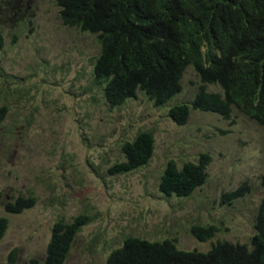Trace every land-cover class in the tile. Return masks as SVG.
Wrapping results in <instances>:
<instances>
[{
	"label": "rangeland",
	"instance_id": "374dc122",
	"mask_svg": "<svg viewBox=\"0 0 264 264\" xmlns=\"http://www.w3.org/2000/svg\"><path fill=\"white\" fill-rule=\"evenodd\" d=\"M0 219L9 220L0 264H46L56 222L80 214L92 221L78 234L64 264H105L129 236L178 240L184 251H210L218 241L250 244L264 197V127L234 108L230 120L192 111L185 126L169 117L172 106L192 102L201 84L192 67L183 92L157 107L139 92L111 109L94 83L98 37L64 25L56 0H0ZM209 92H222L210 85ZM142 131L155 137L144 168L126 175L109 169L124 162L122 145ZM210 157L208 179L189 198L160 192L170 160L179 166ZM247 184L232 204L226 193ZM37 199L22 214L6 211L18 197ZM219 227L199 242L192 225Z\"/></svg>",
	"mask_w": 264,
	"mask_h": 264
},
{
	"label": "trees",
	"instance_id": "16d2710c",
	"mask_svg": "<svg viewBox=\"0 0 264 264\" xmlns=\"http://www.w3.org/2000/svg\"><path fill=\"white\" fill-rule=\"evenodd\" d=\"M56 4L64 25L98 37L101 53L94 64V83L111 109L136 100L139 92L157 107L167 105L183 92L184 72L192 66L201 84L192 102L170 108L175 124L185 126L192 111L230 120L236 108L264 127V0H56ZM4 47L0 34V51ZM208 85H218L222 92H209ZM6 114L7 107L0 108V120ZM154 152V135L142 131L122 145L126 160L111 167L109 174L140 170ZM209 163L208 155L182 167L170 160L160 192L166 197H191L205 184ZM242 196L237 190L227 193L225 200L231 203ZM36 202L21 196L5 208L22 214ZM91 221L85 213L71 222H56L46 264H64L78 234ZM8 224L6 217L0 219V242ZM220 230L194 224L189 232L206 242ZM255 230L250 244L218 241L206 253L181 250L177 238L149 241L129 236L106 264H264V197Z\"/></svg>",
	"mask_w": 264,
	"mask_h": 264
},
{
	"label": "clouds",
	"instance_id": "9594fccd",
	"mask_svg": "<svg viewBox=\"0 0 264 264\" xmlns=\"http://www.w3.org/2000/svg\"><path fill=\"white\" fill-rule=\"evenodd\" d=\"M191 67H192V66H191ZM192 68H193V67H192ZM193 69H194V68H193ZM185 71H186V70H185ZM184 73H185V72H184ZM209 86H210V85H208V87H209ZM208 91H209V90H208ZM186 163H187V162H186ZM193 163H197V162H193ZM178 165H179V164H178ZM180 167H182V166H180ZM263 176H264V174L262 175V177H263ZM262 177H261V181H262ZM207 179H208V178H207ZM206 182H207V180H206ZM206 182H205V184H206ZM261 183H262V182H261ZM205 184H204V185H205ZM204 185H203V186H204ZM246 186H247V184L245 183L244 185H242V186L238 189V190H241V193L243 194L242 197L246 196V192H244ZM201 187H202V186H201ZM201 187H199V188H201ZM262 187H263V186H262ZM199 188H198V189H199ZM263 188H264V187H263ZM198 189H197V190H198ZM197 190H196V191H197ZM196 191H195V192H196ZM236 191H237V190H236ZM233 192H235V191H233ZM230 193H232V192H230ZM226 194H227V193H226ZM226 194H224L223 197H222V202H223V203L232 204L234 201H236V200L242 198V197H240V198H238V199L232 201L231 203H229V202H227V201L225 200V199H226V197H225ZM169 198H172V197H169ZM175 198H177V197H175ZM262 199H263V198H262ZM261 202H262V201H261ZM260 204H261V203H260ZM259 206H260V205H259ZM258 212H259V208H258ZM258 212H257V216H258ZM257 216H256V218H257ZM255 223H256V222H255ZM203 226H206V225H203ZM254 227H255V225H254ZM255 231H256V230H255ZM196 240H197V239H196ZM209 240H211V239H209ZM209 240H207V241H209ZM207 241H206V242H207ZM199 242H200V241H199ZM211 248H212V247H211ZM211 248H210V249H211ZM109 256H110V255H109ZM109 256H108V258H109ZM108 258H107V259H108ZM106 262H107V260H106ZM106 262H105V264H106Z\"/></svg>",
	"mask_w": 264,
	"mask_h": 264
}]
</instances>
